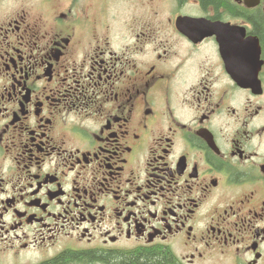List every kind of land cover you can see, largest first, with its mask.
<instances>
[{
    "label": "flooded vegetation",
    "instance_id": "1",
    "mask_svg": "<svg viewBox=\"0 0 264 264\" xmlns=\"http://www.w3.org/2000/svg\"><path fill=\"white\" fill-rule=\"evenodd\" d=\"M218 1L0 0L1 256L264 264V0Z\"/></svg>",
    "mask_w": 264,
    "mask_h": 264
},
{
    "label": "trees",
    "instance_id": "2",
    "mask_svg": "<svg viewBox=\"0 0 264 264\" xmlns=\"http://www.w3.org/2000/svg\"><path fill=\"white\" fill-rule=\"evenodd\" d=\"M216 3L217 5L225 4L218 0H204V3ZM218 9V7H216ZM80 260L92 262L94 260L100 261L104 264H167L170 255L162 249H141L131 253H118V252H73L67 251L60 254L51 262L46 264H59L64 263L65 260Z\"/></svg>",
    "mask_w": 264,
    "mask_h": 264
},
{
    "label": "rangeland",
    "instance_id": "3",
    "mask_svg": "<svg viewBox=\"0 0 264 264\" xmlns=\"http://www.w3.org/2000/svg\"><path fill=\"white\" fill-rule=\"evenodd\" d=\"M33 255V257H37V256H39L37 253H33L32 254ZM18 263V261L17 260H15L13 257H11V256H1L0 255V264H17ZM84 264H87V263H84ZM92 264H94V263H92Z\"/></svg>",
    "mask_w": 264,
    "mask_h": 264
}]
</instances>
